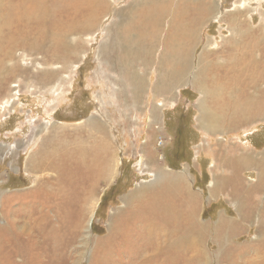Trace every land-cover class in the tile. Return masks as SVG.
<instances>
[{"label":"rangeland","instance_id":"374dc122","mask_svg":"<svg viewBox=\"0 0 264 264\" xmlns=\"http://www.w3.org/2000/svg\"><path fill=\"white\" fill-rule=\"evenodd\" d=\"M37 1L0 0V264H264V0Z\"/></svg>","mask_w":264,"mask_h":264},{"label":"bare ground","instance_id":"6f19581e","mask_svg":"<svg viewBox=\"0 0 264 264\" xmlns=\"http://www.w3.org/2000/svg\"><path fill=\"white\" fill-rule=\"evenodd\" d=\"M56 1V0H55ZM67 3H68V0H65ZM91 1V0H90ZM57 2V1H56ZM78 2H79V4L80 5H85V2H86V0H74V4H78ZM87 2H89V0H87ZM90 3V2H89ZM42 4V2L41 1H35L34 0V2L32 3V6H33V8H32V10H31V12H30V14L29 15H35L34 13H35V11H36V16L37 15H39L40 13H41V10H39V11H37L36 9H37V7H39L40 5ZM72 4V3H71ZM42 6V5H41ZM71 6V5H70ZM156 6V5H155ZM158 6V5H157ZM69 7V6H68ZM163 7V6H162ZM164 7H165V5H164ZM204 7V6H203ZM210 7V6H209ZM65 8V7H64ZM174 8V7H173ZM163 8H161V10H162ZM172 9V8H171ZM157 13L158 12H161L160 10H158V9H154ZM211 10V9H210ZM152 11V10H151ZM168 11V10H167ZM171 11V10H170ZM169 11V12H170ZM175 11V10H174ZM180 11V10H179ZM45 12V11H44ZM163 12V11H162ZM165 12V11H164ZM181 12V11H180ZM205 12V11H204ZM203 12V13H204ZM210 12V11H209ZM67 13V12H66ZM149 13V12H148ZM152 13V12H151ZM175 13V12H174ZM177 13H178V11H177ZM145 14V13H144ZM154 14V13H153ZM164 14H166V12L164 13ZM169 14V13H168ZM180 14V13H179ZM200 14V13H199ZM167 15V14H166ZM178 15V14H177ZM35 16V17H36ZM185 16V15H184ZM162 17H164V15H161L160 13H158V14H155V15H150V16H146L145 18H144V21L143 22H139L141 25H142V27H145L146 29H143V28H140L139 26H137V28L139 27L140 28V31L141 32H139L138 30H137V28L135 29V28H133V30H135V32L137 31L138 32V35L139 34H146L147 32H151V35H152V38H153V40L155 39H157V33H159L160 31H161V27H160V25L163 23L162 21H163V18ZM172 17V16H171ZM15 19V18H14ZM174 19V18H173ZM29 20V19H28ZM54 21V20H53ZM191 21V20H190ZM17 22V21H16ZM173 22H175V21H173ZM178 22V21H177ZM180 22H184V21H180ZM56 24V23H55ZM191 24V23H190ZM49 25V24H48ZM57 25V24H56ZM65 25H67V26H69L67 23L65 24ZM139 25V24H138ZM196 26H197V24H196ZM149 27V28H148ZM189 27V26H188ZM68 28V27H67ZM187 28V27H186ZM37 30V29H36ZM171 30V29H170ZM181 30H182V27H181ZM30 31V30H29ZM38 32V31H37ZM134 31H132V33H133ZM193 32V31H192ZM245 32V31H244ZM55 33V32H54ZM176 34V33H175ZM179 34V33H178ZM254 35H256V33H253ZM253 35V36H254ZM176 36V35H175ZM181 35H179L178 37H180ZM187 36V35H186ZM139 37V36H138ZM262 37H263V35H262ZM151 38V37H150ZM189 38V37H188ZM256 38V37H255ZM258 38V37H257ZM136 39H137V37H136ZM138 39H142V40H144V36L142 37V36H140ZM172 39V38H171ZM175 39V38H174ZM173 39V40H174ZM181 39V38H180ZM179 39V40H180ZM192 39V38H191ZM263 39V38H262ZM178 40V41H179ZM182 40V39H181ZM176 41V40H175ZM136 42V41H135ZM143 43V42H142ZM155 42H153V44H154ZM168 43V42H167ZM178 43V42H177ZM193 43V42H192ZM169 44V43H168ZM257 44V43H256ZM173 45V44H172ZM185 47V46H184ZM254 47V45H252V46H250V48H253ZM145 48V47H144ZM152 49H154L153 48V45H152V47H151ZM182 49H183V43H182V47H181ZM169 50V49H168ZM35 51V50H34ZM244 51V50H243ZM169 54V53H168ZM169 55H172V53H170ZM181 56V55H180ZM246 56H248V54H246ZM169 57V56H168ZM172 57V56H171ZM168 59V58H167ZM244 59H245V56H244ZM244 61V60H243ZM178 65V64H177ZM173 66V65H172ZM179 71V70H178ZM171 74V73H170ZM173 74V73H172ZM165 75V74H164ZM169 75V74H168ZM177 78V77H176ZM185 78V77H184ZM214 93V92H213ZM248 99V98H247ZM234 105H235V103H234ZM236 106V105H235ZM247 108V107H246ZM248 109V108H247ZM213 119V118H212ZM211 119V120H212ZM214 120H215V118H214ZM208 123V122H207ZM212 123V122H211ZM219 123H222V121L221 122H219ZM224 124V123H223ZM205 128V127H204ZM207 129L208 130H214V126H207ZM247 165V164H246ZM244 167V166H243ZM246 167V166H245ZM87 179V178H86ZM243 179V178H242ZM235 180H237V179H235ZM89 181V180H88ZM227 181V180H226ZM229 181V180H228ZM235 182V181H234ZM233 182V183H234ZM228 184V182H224L223 183V185H227ZM238 186V185H237ZM223 186L221 185V188H222ZM227 188V187H226ZM234 189V188H233ZM188 193L189 194H192L190 191H188ZM231 195V194H230ZM235 196V195H234ZM191 200H195V196L192 194L191 195ZM239 198V197H238ZM228 239V238H227Z\"/></svg>","mask_w":264,"mask_h":264}]
</instances>
